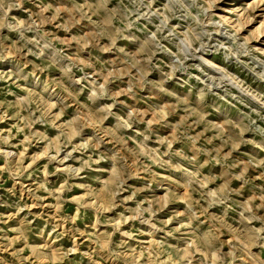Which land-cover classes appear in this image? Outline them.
Here are the masks:
<instances>
[{
    "label": "rangeland",
    "instance_id": "1",
    "mask_svg": "<svg viewBox=\"0 0 264 264\" xmlns=\"http://www.w3.org/2000/svg\"><path fill=\"white\" fill-rule=\"evenodd\" d=\"M0 264H264V0H0Z\"/></svg>",
    "mask_w": 264,
    "mask_h": 264
}]
</instances>
